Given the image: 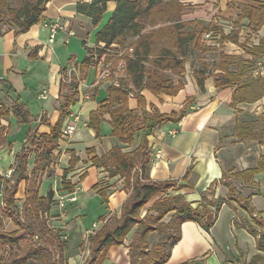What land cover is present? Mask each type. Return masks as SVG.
Segmentation results:
<instances>
[{
    "label": "crops",
    "instance_id": "obj_1",
    "mask_svg": "<svg viewBox=\"0 0 264 264\" xmlns=\"http://www.w3.org/2000/svg\"><path fill=\"white\" fill-rule=\"evenodd\" d=\"M78 1L50 0L42 20L28 31L15 33V28H12L6 33H0V151L4 152L3 149L7 147L9 149L7 157L11 159L12 163L7 172L2 173L0 169V174L9 179L16 178L13 174L16 156L26 150L28 181L32 183L30 178L34 176L32 170L36 166L37 151L28 142V137L34 132L50 134L52 129L60 124L59 149L55 151V153L63 152L60 166H64L65 169L69 167L71 150H74L80 158L75 166L76 170L70 175L68 174L69 177L67 176L69 181L76 184L74 191L77 200L75 202L78 201L77 190H83L79 186L82 182L81 175L86 173L89 178L92 170L95 171V174L92 173V185L99 184L100 188L106 189L109 203L113 197L119 199L118 209L108 211L106 208V212L104 209L101 210L103 213H99V220L94 222L100 223L112 213L120 214L129 194L121 187L123 179H120L119 176L109 177L107 171L93 165L91 161L93 156L102 157L113 146L120 145V143L112 136L109 114L103 115L100 136H97L96 131L88 126L91 113L97 110L101 102L108 97V87L112 80L104 79L106 75L101 76V71L96 73V68L93 66L82 68V63L77 62L76 57L71 53L69 45L73 36L83 37L82 42L86 45L89 29H99L101 24L100 22L94 26L90 17L78 13L76 11ZM83 1L92 2L93 0ZM181 1L190 9L183 16L185 20L197 18L202 21L209 19L210 22L217 18L222 19L221 17H231L236 14V10L228 0ZM197 3L205 4L203 6L207 11L205 15L200 14L202 11L198 10ZM250 3V0L243 1V4ZM115 8L116 3L110 1L104 14L112 13ZM209 10H212V14L207 19L204 16H207ZM55 20L61 21L67 28L60 30L55 41L51 42L50 29L45 26V23ZM209 22L207 21V23ZM70 31L75 33L70 34ZM95 46L96 43L90 48ZM71 68L76 69L75 73L71 72ZM93 69L95 78L89 83ZM186 69L187 72L183 79L184 88L176 95H155L149 90H144L142 94L146 99V106L139 107L138 100L134 97L129 99V106L131 109L137 110L142 118L145 117L146 112H151L152 109L170 114L178 113L184 107L187 108V113L181 120H167L151 132L147 131L150 159L148 175L154 181H178L182 184L178 193L183 194L188 202H192L196 206L203 193L212 186L215 187V193L218 196L226 199L229 189L222 181L224 173H238L258 166L260 158L264 156V142L257 139L259 134L257 132L264 129L260 122L261 116H264V101L258 100L254 103L244 102L235 105L233 102L234 88H218L215 85L214 77L210 76L205 80V90L201 91L192 65H186ZM79 72L83 78L77 77L79 81L77 101L71 104L66 114L63 115V94L66 88H62V82L70 83L71 75L75 74L73 75L74 79ZM90 87L94 88L91 93ZM44 90L48 93L47 98L40 96ZM17 103H21L29 114L28 121L22 120L17 115L14 109ZM76 113L81 116V121L77 123V130L80 126L85 132L77 138H63V128L74 122L72 114ZM84 123L87 125L85 126ZM27 129L30 134L28 132L27 136L25 134L22 143L17 142L16 139L9 140L11 137L14 138L16 132H25ZM173 130H176L175 134L171 133ZM141 136L130 146L121 144L124 150L130 151L137 148L142 140ZM66 139L67 142H65ZM79 142L85 143L84 152L76 148V143ZM63 143L65 149L62 150ZM90 148H93L94 152L88 153ZM157 148L162 151V157L159 159L154 157ZM9 171L12 173L8 176ZM77 172L79 173L75 175ZM45 179L38 181L39 195L46 196L50 189L58 193L53 187L47 192L41 190L42 182ZM230 180L239 191L237 195L246 198L248 206L256 216L264 221V170L254 174L250 181H244L242 177L235 176ZM60 185L62 188V178ZM26 186V180L21 181L16 194L17 204L21 210L24 208L26 200ZM94 187L86 189L87 197L102 199ZM21 190L23 193H20ZM63 193L69 192L60 191V194ZM162 195L160 194V196ZM70 209L67 216L62 213L64 220L73 218ZM49 212H46V215ZM172 215L173 213L168 214L169 217L166 215L167 219L170 220ZM0 217L3 219L2 229L6 231L18 229L8 216L0 212ZM235 218L252 224L249 212L240 207L236 201L230 200L222 205L218 219L210 232L205 231L195 221L183 222L181 225L182 237L173 246L171 256L164 264H222L224 261L243 264L250 262L259 253L256 238L246 228L235 225ZM77 219L74 221L76 222ZM66 227L71 228L72 223ZM127 245L125 243L110 246L102 264H130Z\"/></svg>",
    "mask_w": 264,
    "mask_h": 264
},
{
    "label": "trees",
    "instance_id": "obj_2",
    "mask_svg": "<svg viewBox=\"0 0 264 264\" xmlns=\"http://www.w3.org/2000/svg\"><path fill=\"white\" fill-rule=\"evenodd\" d=\"M18 1L17 6H12L11 0H0V23L4 24L2 27L6 26L0 33H6L12 28H15V33L28 31L42 20L50 0ZM110 1L116 3V8L112 11L106 24L96 32V46L88 48L82 68L97 65L100 58L106 55L113 45H118L120 48L130 51L120 58L124 61L123 66L126 74L130 76V83L121 81L115 84L116 80L112 79V83L108 87V97L101 102L97 110L91 113L88 126L96 131L97 136L101 134L100 125L103 115L105 113L110 115L112 136L120 143V145L113 146L102 157L93 156L91 161L93 165L107 171L109 177L119 176L120 179H123L125 183L123 190L131 191V193L124 202L115 224H110L107 221L94 235L90 236L91 258L87 259L85 264H102L107 249L112 245L125 244L126 237L137 224L135 237L127 245L130 264H164L169 260L173 246L182 237L181 225L183 222L195 221L205 231L210 232L218 219L222 205L230 200L236 201L240 207L245 208L252 216L253 223L256 224L254 227L253 224L238 218H235L234 221L235 225L246 228L250 234L255 236L259 250V253L250 262L243 264H264V221L256 219L257 216L248 206L247 199L244 203L242 200L238 201L232 197L239 191L230 180L233 176L242 177L244 181L252 180L254 174L264 170V156L260 158L258 166L253 169L238 173H224L222 181L231 194L229 200L221 196L215 200H208L203 194L200 202L194 206L192 202L185 199L183 194L179 193L158 198L147 211L145 219H137V214L144 205L158 194H165L168 186L178 182L150 179L148 175L150 159L147 131L151 132L167 120H181L187 113V108L184 107L180 112L170 114L152 109L151 112H146L145 117L142 118L137 110L130 108L129 99L134 97L138 100L139 107H145L147 103L142 94L144 90H149L155 95H176L184 88L183 79L187 72L186 65L188 58L193 55V50L201 53L217 50L216 47L207 45L203 36L213 32L220 34L221 42H236L240 31L233 29L226 33L218 20H212L203 25L202 19L185 20L183 16L190 9L181 0H93L92 2L79 0L76 4V11L90 17L92 24L97 26L102 21ZM231 6L235 7L236 5L231 3ZM242 7L243 9L238 13L240 21L244 20L245 25L255 33L264 28V0L260 1L258 5L250 3L244 4ZM148 26H154V29L150 31ZM169 43L171 46L168 45ZM247 53L251 59H243L239 55L222 51L220 61L215 66V73L208 72L205 68L196 69L192 64V70L200 90H205L207 77L213 76L216 87L234 88L233 102L235 105L244 102L254 103L263 98L264 77L255 75L248 62L256 63L254 57L264 60V36L260 38L258 44L247 47ZM96 54L100 57L97 60H95ZM235 58L242 59L238 61L236 69L232 70L231 65ZM168 72L172 73L174 78L178 77L179 80L175 81L172 77L165 75ZM78 82L76 77L70 83L62 82V88L67 89L66 94L62 93L64 96L63 115L66 114L69 106L77 101ZM14 109L22 120H29V114L21 103H17ZM28 133L30 134L29 131ZM140 135H142V140L137 148L130 151L124 150L122 145H132ZM60 138V124L54 127L50 134L34 132L29 135L28 142L37 151L36 167L42 170L49 168L55 158V151L59 149ZM257 139L264 142V129L258 134ZM93 150V148L88 149V153L94 152ZM70 152L69 167L64 169L62 175V190L73 192L76 184L69 181L67 176L80 158L74 150ZM27 164V152L24 150L15 159L13 174L16 178L9 179L0 174V186L6 185L4 187V205H0V210L18 226V229L14 231H6L0 224V250L3 252L0 264H50L48 261L52 251L45 242L43 245L32 242L26 248L20 244L24 238L23 232L40 238L39 230L43 226L41 218L50 211L55 196L53 189H50L46 196L39 195L38 182L29 183L28 181ZM85 176L86 173L82 174L81 178ZM23 180H26L27 186L26 200L24 208L21 210L17 204L16 194L19 184ZM94 189L98 190L103 202L107 203L106 189L100 188L99 184H96ZM170 213H173L171 220L164 224L166 228L172 230L168 236L169 244L163 250L157 248L150 253L148 235L157 230V223ZM57 239L59 242L58 255L63 259L64 243L61 241V237L57 236ZM145 249H147L146 252L142 253ZM5 252L8 253L7 257ZM140 252L142 254H138ZM33 260L36 262L33 263Z\"/></svg>",
    "mask_w": 264,
    "mask_h": 264
},
{
    "label": "rangeland",
    "instance_id": "obj_3",
    "mask_svg": "<svg viewBox=\"0 0 264 264\" xmlns=\"http://www.w3.org/2000/svg\"><path fill=\"white\" fill-rule=\"evenodd\" d=\"M228 1L230 2V4L235 3V5L237 6V7L236 6L234 7V10H236V14H234V16H231V17H225V18L221 17L222 19L217 18V20L219 21L221 27L224 28V31L226 33H229L233 29L236 31H240V34L238 36V40H236V42H234V41L221 42V36L218 33L216 34V33L211 32V33L204 35L203 39H204L205 43L207 45H212V46L216 47L217 50L208 51L207 53H201L199 51L193 50V53H192L193 55L190 56L188 58V61H187L188 66L190 64L191 65L194 64L196 69L205 68L206 71L215 73L216 72L215 66L220 61V53L222 51H224L225 53H228V54H232V55H239L243 59H251L247 53V47H250V46H253V45L259 43L260 38L264 36V28L259 30L257 33L252 32V29H250L247 25H245L244 20L240 21L238 18V13L243 9L242 6L244 5L243 4L244 0H228ZM250 1L253 4L258 5L259 2L263 1V0H250ZM18 3H19L18 0H11L10 4L12 6H17ZM204 5H205L204 3H202V4L197 3L196 4V6H198V10L202 11V12H200L201 15H205L207 13V11L204 10V8H203ZM230 8H231V6H230ZM111 14L112 13L104 14L103 20L101 21V24L99 25V29H101L104 26V24H106L109 17L111 16ZM188 14H190V13H188ZM211 14H212V10H209V13L207 14V16H204V17H206L208 19ZM215 16L216 17L218 16L217 13L215 14ZM215 16H213V17H215ZM204 21H202V25L204 23H207V21L209 22V19L204 20ZM3 25H4L3 23H0V31H3L6 28V26L2 27ZM168 25H170V24H168ZM153 27L154 26H148V29H150V31H151V29H154ZM189 27H192V26H189ZM99 29H96V28L95 29H89V36L86 38V40H87L86 45H84L82 42L83 37H80V35L73 36V39H72L71 44L69 45V48L71 50V53L74 54V56L76 57L77 62L82 63L84 61L85 57L88 54V48L92 47L96 43V32ZM168 45L171 46V43H169ZM126 52L130 53V51L122 49L118 45H113V48H111V50H108L107 54L103 55L101 58L98 57V55L96 54L95 60L100 58V61L97 63V65L93 66L96 68V73H98V71H101L100 72L101 76H104V74L105 75L109 74L108 76H104V79H109V80L114 79L118 83H120L121 81H125V82L130 83V76H128L126 74L124 66H123L124 61L122 59H120ZM242 58H240V59H242ZM240 59H238V58L233 59V62L231 65L232 70L236 69L237 63ZM254 59L256 60V63L255 62H253V63L248 62V65H250V68L254 70L255 75H260L257 73V71L260 70V64L264 63V60L257 59V57H254ZM75 71H76V69L71 68L72 73H75ZM111 73L113 74V76ZM73 75H75V74L71 75L70 81H73ZM165 75L172 77L175 81L179 80L178 77L174 78L172 73L168 72ZM75 77H76V79H77V77L82 79L83 75L82 74L80 75V72H79L78 75ZM94 78H95V70L93 69L92 73L90 75V78H89V83L92 82L94 80ZM89 89H90L89 91L91 93L94 88L90 87ZM66 93H67V89H64V94H66ZM260 100L264 101V97L261 98ZM263 108H264V104H263ZM260 122H261L262 126L264 127V116H261ZM261 131H263V129L260 130L259 132H257V134L261 133ZM25 132L18 131L15 133L14 138L11 137L9 140L16 139L17 142L22 143L23 139L25 138V134H26V136L28 135V133H27L28 129ZM84 132L85 131H83L79 126L78 130L75 131L69 137V139L77 138V137L81 136ZM110 134H111V131H110ZM65 142H67V139L65 140ZM83 142L76 143V148L82 152H84V149L86 147L85 143H83ZM61 147H64V148H62V150L65 149L64 143L62 144ZM61 147H60V149H61ZM3 150H4V152H1L2 150L0 151V169H1L2 173L7 172L8 168L10 167V164H12L10 161L11 159H8V157H7L9 149L7 147H5V149H3ZM62 153H63L62 151L60 153H58V152L55 153L56 157L53 160V163L49 166V168L42 170L41 168L35 166L34 169L32 170V173L34 174V176H32V178H30V179H32V182L33 181L38 182V181L46 178L42 182V187H41L42 191L47 192L51 187H53L56 189V191H58V193H55V196L53 198V202L51 204V211L47 215L45 213L41 218L42 222H43V226H41L40 228H42V229L39 230L40 238H38L37 236H35L33 234L27 235V234H25V232H23L24 238H23V240H21L20 244L22 245L23 248H26V246H28L32 242L35 244L40 243L42 245L45 242L47 244V246H49V248L52 251L51 255H50V259L48 261L50 264H53L54 262H55V264H85L86 260L91 258V254L89 252L90 242L85 237V230L87 228L92 227V224L99 220V216H100L99 213L101 212L102 209H104L105 212L107 211L106 208L108 209V211L118 209L119 208L118 207L119 206L118 205L119 199L118 198L115 199L113 197L112 199H110V203L108 202L109 203V206H108V203L103 202V198L101 199L99 197H93L90 199L87 197L86 189L87 190L90 188L93 189V187L95 186V185H92V181H93L92 173L95 174V171L92 170L90 172L91 176H89V178H87L88 175L81 178L82 182L80 183L79 186L83 190H81V191L77 190L78 201L75 203L66 202L65 205L62 206L59 202L60 199L58 198L60 191H62V188L60 187L61 186L60 181L62 178L63 170L65 169L64 166L63 167L60 166V164H61L60 159H61ZM8 156H9V154H8ZM59 169H60V171H58ZM75 170L76 169L74 167L72 172H74ZM72 172H70L69 175ZM78 173L79 172H77L75 175H77ZM69 175H68V177H69ZM11 179H15V177H12ZM124 185H125V183L123 180L121 187L123 188ZM5 186H6L5 184L4 185L2 184V189ZM181 188H182V184L179 182H176L175 184L168 186L167 190L165 191V194L161 193V194H163L162 196H160V194H158L157 196L152 198L148 204L143 206V208L137 214V219H145L147 211L149 210V208L151 207V205L154 203L155 200H157L158 198H163V197H168V196L179 194L178 192L181 190ZM64 192H68V191H64ZM20 193H23L22 190ZM127 193L130 196L131 191L127 192ZM64 194L65 193H63V195ZM203 194H205L206 199H208V200H210V199L215 200L218 197V195L215 193V187L214 186L209 187ZM230 197H231V194L228 192L226 199L229 200ZM232 197L236 198L238 201L240 199L244 203H246L245 202L246 198H241L236 193L233 194ZM69 209H70V212L72 213L73 218H69L68 220H64L62 213H64L65 216H67ZM0 212H1V214H3L2 211H0ZM101 213H103V212H101ZM119 216H120V214L112 213L108 216V218L106 219V222L108 221L110 224H115V221H116L117 217H119ZM74 219H77L76 222L74 221ZM256 219L261 220V218L258 216ZM170 220H168L166 216L163 217L161 222L157 223V230L149 233L147 241H148V248L150 250V253L154 252L157 248H160L163 250L164 247L169 244L168 236H169V233H172V230L169 228H166L164 226V224H167ZM26 222L28 223L27 219H26ZM251 222H252L253 226L256 227L255 226L256 224H254L252 221V216H251ZM1 223H3V219L0 217V224ZM70 223H72V227L67 228L66 226ZM137 225L128 234V236L126 237L125 243L130 244L133 241V239L135 237L134 236L135 231L138 227ZM57 236L61 237V241L64 243L63 259L60 258L58 255L59 254L58 253V248H59L58 243L59 242H58ZM157 246H159V247H157ZM146 250L147 249H145L142 253L146 252ZM0 252H1V255H3V252L1 250H0ZM142 253L140 252L138 254H142ZM5 254L7 257L8 253L5 252ZM35 262H36V260H33V263H35Z\"/></svg>",
    "mask_w": 264,
    "mask_h": 264
},
{
    "label": "built area",
    "instance_id": "obj_4",
    "mask_svg": "<svg viewBox=\"0 0 264 264\" xmlns=\"http://www.w3.org/2000/svg\"><path fill=\"white\" fill-rule=\"evenodd\" d=\"M45 26L49 27L50 29V41L54 42L56 39V35L58 34V32L60 30H64L67 28V26L62 23L59 20H55V21H50V22H46ZM75 32L70 31V34H74ZM258 74H260L261 76H264V65L263 63L260 64V70L257 71ZM109 74H107L106 76H108ZM115 84H117V81L115 82ZM40 96L42 98H47L48 93L46 90H44ZM73 118H74V122L73 123H69L66 125L65 128H63L62 130V137L63 138H67L70 137L76 130H77V123L81 121V116L79 113L76 114H72ZM84 125L86 126L87 123H84ZM172 134L176 133V130L171 131ZM154 157L159 159L162 157V151L161 149L157 148L155 153H154ZM12 171L8 172V176L11 175ZM3 197H4V188L2 189V185L0 187V205L3 206L4 202H3ZM60 199V204L62 206L65 205L66 202H75L77 200V196H76V192H69V193H65L60 194L59 197ZM106 222V220L101 221L100 223H94L92 225L91 228L87 229L85 231V237L87 240H89L90 236L94 235L100 228L101 226ZM222 264H237L233 261H224Z\"/></svg>",
    "mask_w": 264,
    "mask_h": 264
}]
</instances>
